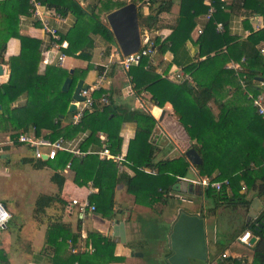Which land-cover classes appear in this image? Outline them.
<instances>
[{
	"label": "trees",
	"instance_id": "16d2710c",
	"mask_svg": "<svg viewBox=\"0 0 264 264\" xmlns=\"http://www.w3.org/2000/svg\"><path fill=\"white\" fill-rule=\"evenodd\" d=\"M39 1L62 16L69 12L75 16V25L61 35L62 41L68 43V48L62 52L67 56L77 57L82 51V55L78 57L83 58L89 57L87 50L93 47V36L99 35L106 42L116 45L103 18L106 19L107 14L128 3L120 0H92L87 8H83L76 0L69 4L66 0ZM138 1L144 0H131L136 4ZM173 5V0H150L149 14L139 12L141 29L151 34L159 32L163 28L160 24L161 15L170 12ZM213 6L216 12L195 41L192 34L197 26L196 18L209 11L204 0H181L179 17L172 33L165 39L155 35L151 41L159 54L171 52L174 56L172 65L181 67L186 74L191 75L192 82L176 84L153 73L152 68L146 70L148 58L128 72L139 93L151 90L155 106L163 108L167 102L172 104L180 125L190 138L191 147L203 159L202 165L197 167L200 175L212 181H227L220 192L205 189L206 198L213 206L206 209V214L202 209V217L214 214L222 205L228 208H249L254 197L264 201V120L253 106V99L249 98V94L256 97L264 89L256 82V78L264 79V55L261 53L264 28L255 31L249 21L255 16L264 20V0H233L230 5L226 0H213ZM31 10L28 0H0L1 57L11 39H18L21 47L19 55L4 62L9 66L10 73L5 83L0 85V123H10L14 128L9 130L13 137L35 127L38 136L43 131H49L50 134L46 137L52 141L62 137L72 138L81 131H90L81 147L83 152L88 151L92 144H99L97 134L103 132L109 136L111 151L115 155L119 154L122 139L118 120H122V116L113 110L111 104L99 106L102 96L107 94L104 89L93 93L95 109L87 112L79 125L70 123L66 127L62 126L64 119L73 116L68 110L73 102L78 79L84 78L93 66L75 71L69 92H63V84L71 77L70 73L58 65H45L43 60L46 57L42 55L41 40L22 34L34 19ZM242 10L245 15L243 24L251 31L245 39L232 35L228 27L232 15ZM218 23H223L224 32L216 30ZM188 41L200 48L195 59L189 57L186 60L182 56L183 52H187ZM46 52L49 49L46 48ZM242 59H245L244 73L237 75L236 71L227 68L228 63H240ZM152 74L156 77L150 82L148 80ZM243 76L246 77L245 88L241 84ZM162 82L170 83L172 88L161 89ZM193 84L194 88H191L190 85ZM22 95L26 96V104L15 107V101ZM210 103L217 106L220 111L218 115L214 114ZM131 115L137 124V134L126 159L131 163L133 176L118 174L114 162L101 160L97 155L78 158L71 153L58 152L55 160L46 162L54 169H65L70 165L74 181L79 185L85 186L92 182L99 193L92 197L91 202L96 205V211L101 212L108 220L113 219L114 190L118 184H124L128 192L136 197L137 203L153 208L158 203L167 204L168 197L165 195H169L179 179L187 178L190 172L191 164L184 155L157 161L158 147L151 142L157 120L140 110ZM143 168L155 170L156 174H148ZM56 177L60 178L59 175H55ZM50 199L41 197L39 205L49 206ZM64 230L60 225L49 229L47 243L55 252L52 264H110L121 261L115 256L116 243L95 233L90 235L96 246L92 254L62 257L59 249L61 243L67 240ZM247 231L258 239L255 245L248 246L255 253L256 263L264 264V212L244 223L232 242L236 243L238 237ZM69 237L76 242L75 235ZM223 255L224 253L215 260L217 264H236L238 261L247 263L245 257ZM3 261V251L0 250V262ZM204 264H209V261Z\"/></svg>",
	"mask_w": 264,
	"mask_h": 264
},
{
	"label": "crops",
	"instance_id": "0c3cea01",
	"mask_svg": "<svg viewBox=\"0 0 264 264\" xmlns=\"http://www.w3.org/2000/svg\"><path fill=\"white\" fill-rule=\"evenodd\" d=\"M45 1L56 2L58 0H45ZM71 1L72 0H66V3L69 4ZM76 1H78L83 8H87L92 0H76ZM120 1L128 2V3L130 2V0H126V1L120 0ZM158 1L162 2L163 0H158ZM173 1H174V5L171 11L168 13H164L160 17V24L163 26V28L155 34H151L145 31L144 33H142L143 37L148 36L152 41L155 35L160 36L162 39H165L172 33V28L177 24V20L179 17L181 0H173ZM232 1L233 0H226L228 5H230ZM143 2L144 1H138L137 3V5L139 6V12L142 11L144 15H148L150 12L149 5L141 6ZM42 5H43L42 11L45 13V16L50 18L51 16H48L50 14H48L47 12L50 9L45 4ZM62 17L64 21L57 25L55 24L54 20L51 19L52 22L51 24L56 25L60 29L61 35L66 34L76 23L75 16L70 12L66 16H62ZM244 19H245V15H243V10L237 11V13H234L232 15V18L228 26L230 33L232 35H238L243 39H245L251 34V31L247 29L246 26L243 24ZM196 21H197V26L192 34L194 41L200 36L198 35V30L201 29L204 31V29L207 26V23L209 22L206 19V15L198 16L196 18ZM249 21L255 31L264 28V20L260 16L251 17ZM103 22L107 23L106 19L103 18ZM37 24H39V22L36 21V18L34 17L33 21L29 24V26H26L24 28L22 34L41 40L43 44L42 55L46 57L43 60L44 64L57 65L56 63L57 53L49 49L50 48L48 44L49 38L46 35L45 31L41 28V25L37 26ZM100 37L101 36L99 35L92 37L94 40V44L92 48L87 50L89 54L88 58L85 57L83 58L82 56L78 57L79 55H82V51H81L77 54V57L67 56L64 61V64L61 67L68 72H70V70H73V72L75 73V71L79 72L82 70H86L89 65L93 66L90 69V71H88V73L84 76V78L78 79V82L80 80H84L86 84L90 85V87L94 88L95 86H98L100 90L104 89L107 93L105 95L109 97V104L112 105L113 110L118 115L122 116V120L120 119L118 120L119 135L120 138L122 139L120 153L126 154L127 157L130 151L131 143L135 139L137 134V124L132 120L131 113L140 110L145 113L151 114L157 120V127L155 129V133L151 137V142H153V144H155L158 147L156 153L157 161L162 159L178 158L184 155V152L191 147V142L184 127L180 125L179 118L175 114L172 104L170 102H167L163 108H159L154 105L152 101V96L151 94H149L148 91H142L141 93H139L138 89L136 88V84H134L131 81L132 78L131 76L128 75L129 71H125L122 68H120V66H118L117 59L121 52L119 51L117 45L108 43L106 45L105 48L106 50L104 53L103 52L98 53L96 51L97 49L96 43L98 40H100ZM20 48H21L20 41L18 39L13 38L8 42L7 49L3 53V57L0 58V61L3 60L2 64L4 69V73L0 75V85L5 83L10 73L9 66L4 62L5 61L7 62L9 58H11L12 56L19 55ZM46 48L49 49L48 53L46 52ZM198 49L199 46H196L194 43L188 41L187 52L182 53L183 58H185L186 60L189 57L191 59H195L200 53V52L197 53ZM262 50H264V44L261 47V53ZM262 55L264 54L262 53ZM153 56H154L153 63L151 67L152 68L151 71L154 70L153 73L164 75L182 69L181 67L172 65L174 56L171 52H167L163 55V54H159L155 50ZM46 59L47 62H45ZM231 64L232 62L228 63L227 68H229L228 66ZM104 66H110L111 71L103 78L101 75L103 74ZM145 69L148 70L147 68ZM123 75H125L126 80L129 82L128 87L125 88L124 91L121 89V86L119 84V82L122 81L123 79ZM256 82L259 83V85L264 88V83H261L259 81V78H256ZM174 83L177 84L178 82H174ZM193 88H194V84H193ZM94 91L95 90H93V92ZM261 94L264 95V90ZM25 104H26V96L22 95L17 99V101H15L14 106L19 107ZM100 105L101 104H99V106ZM209 106L216 113V115L219 114L220 111L214 103H210ZM71 121H72L71 116L64 119L62 126L63 127L68 126L71 123ZM4 124L5 125H3L0 130L5 131L4 126L8 130L14 129L9 122H6ZM31 128L32 127H30L29 130ZM7 134L11 135L10 132L0 131V137ZM48 134H50L49 131H43L41 137H46ZM89 135H90V131H81L72 138H64V146L69 150H75V149L81 150L83 143L85 142V140H87ZM97 138L100 140V143L96 145L92 144L88 148V150H91L92 152H99L100 150H102L103 145L105 143L108 144L110 143L109 136L106 133L103 132L98 133ZM59 152H66L73 154L71 151H59ZM14 153H18V155L20 156L27 155V157L22 156L23 158L21 162L22 164L25 162L24 167L26 165H33L34 163H36V166L33 168L35 174L38 172H42V170L44 171L47 170L48 172L47 175L44 176H46L49 179L48 185H50V187L53 190L50 193L49 192L41 193L37 197L34 207L36 208L38 213H42L44 210L54 207L55 205H61L62 208L64 209V210L62 209V211L60 212L61 215L62 212L65 213L63 219L64 222L63 221L58 222L55 225H51L47 228L46 240H45L46 243L44 245V248L41 250L40 254L34 256L35 258L32 264H52V259L55 255V252L53 247H51L49 243H47V235L51 227L59 226V225L65 228L64 230L66 233L65 238L67 239L65 242L61 243V247L59 249L62 257H69L70 255L84 254V253L92 254L96 249V246L93 245L90 235L95 233L101 238L103 239L105 238V240L109 239L116 243L115 256L119 257L121 261L110 264H146L144 251L147 250L148 252V248H150V245H152L151 244L152 237L158 238L157 246H154V248H157L158 250H161V252H163L164 244H166V246L169 247L168 243L171 234V228L173 223L177 219L176 215L173 216L174 219L172 220V222H170V219H167L166 222L168 224L166 226L167 228L161 229L164 230V233L162 234L160 233L159 235H157L158 234L157 233L156 235H154V228L153 230L148 228V226L145 223L148 222L149 225L151 223L154 224L155 218L153 217V215L162 216L164 214V212L163 213H160L161 211L158 212V209H156L158 205H162V206H166L167 208H170V206H172L173 204H177L179 206H181V204H188L190 205L189 208L192 209V206L194 207L195 204L194 198L198 200L200 198H204L205 199L204 202L200 201L201 202L200 204H204V205L199 206V209L196 211L195 214L189 213L191 215L201 214L202 209L205 210V214H206L207 212L206 209L208 207L213 206V203L207 200L206 198L205 189L202 188L199 184H192L195 186L197 190L195 193L193 194L189 193L187 196H183L184 193L177 192L175 190V186L179 183L178 182L175 186L172 187L171 193L169 195H165L166 198L168 197L167 204L163 205L158 203L153 208L137 203L136 197L128 192L127 187L124 184H118L114 190L115 205L112 209L113 212L112 220H108L103 216L101 212L98 211L94 213L91 212L88 215L82 217L78 213L77 208L71 204V201L74 199L77 200L88 199L91 201L92 197L99 193V189L95 188L92 182L88 183L84 187H80L79 184L75 183L74 181V172L71 171L70 165H68L65 169H54L48 166L46 163L51 160H43V159L37 160L34 156V153L24 145H15L0 149V159H4L6 163H9L11 161L10 157ZM130 164L131 163H128V161L126 163L123 162L121 168L117 167L118 174L126 173L130 176H133L134 171L131 168ZM143 169L152 170L149 168H143ZM28 171L30 172L29 169ZM30 173L33 176H38L33 174L32 172ZM55 175H59L60 178L57 177L55 178ZM203 178L206 177H201L199 171L197 170V167L191 165L189 177H187L186 179L189 181H200ZM198 190L201 191H199L198 193ZM41 197L51 198L50 205L46 207L39 205L40 202L39 199ZM257 198L258 197H254L253 200ZM142 201H144L143 198ZM261 201L264 203L263 200ZM1 202L4 203L8 208L6 204L7 202L6 200ZM251 205L249 208H243L242 206L238 207L239 209L245 210V220L240 230L242 229L244 223L250 221L249 212L251 209ZM223 207L226 206L222 205L217 209V211L214 214L211 215L209 214L206 215V217H203L205 219L209 264H211L215 260H218L223 253L226 254L227 256H232L235 258L245 257L247 264H257L255 261V253L250 247L246 245H240L238 244V242L236 243L234 241L232 242L233 240L232 238H234L235 234L237 233L236 231H235L236 233L233 231H228L225 227L220 228L221 230L219 229V224H217L216 220L220 218L219 210ZM13 208H11V210ZM8 210L10 211L9 208ZM179 211L180 208L177 209V217ZM262 213H260L259 215H261ZM14 219L15 218L12 216L11 221ZM71 235H75L76 242H73L70 239L69 236ZM7 239L8 236L7 238L0 240V250L3 251V256H4V261L3 263L0 262V264H13L14 262L8 250H6V248L4 250V246H6L7 244ZM154 243H156V241H154ZM226 248L227 250L224 251V249ZM133 252L142 253L143 257L132 255ZM170 252L171 250L169 251V254ZM169 254L166 255V258H168ZM75 264L78 263L76 262ZM192 264H194L193 261Z\"/></svg>",
	"mask_w": 264,
	"mask_h": 264
},
{
	"label": "rangeland",
	"instance_id": "374dc122",
	"mask_svg": "<svg viewBox=\"0 0 264 264\" xmlns=\"http://www.w3.org/2000/svg\"><path fill=\"white\" fill-rule=\"evenodd\" d=\"M141 6H143V3ZM141 33H144V30L141 29ZM107 44L108 42L100 37V40L96 43V51L98 53H104ZM155 77L156 75L152 74L148 81L151 82ZM119 84L123 91L128 87L129 82L126 80L125 75H123V79ZM160 88L171 89L172 85L167 82H162ZM149 94H151V90L149 91ZM214 114L216 115L215 112ZM3 125H5L4 122H1L0 129ZM4 130L9 132L5 126ZM0 131L5 132L3 130ZM22 156L27 157V155ZM22 156L18 155V153L12 154L9 163H6L4 159H0V202L4 200L7 201L6 204L10 209L12 216L15 218L8 224L7 229L0 231V240H3L8 236L4 250L5 248L8 250L14 261L13 264H32L34 262V256L40 254L41 250L44 248L47 228L58 222H64L63 219L65 213L62 212V215L60 214L63 209L61 205H55L54 207L44 210L42 213H38L34 207L37 197L41 193H50L53 189L48 185L49 179L44 176L47 175V170H42V172L35 174L33 168L36 166V163L24 167L25 162L23 164L21 162L23 158ZM28 169L30 172L38 176H33ZM79 186L84 187V185ZM187 195L188 194H184L183 196ZM194 199L195 204L194 207L192 206V209L189 208L190 205L188 204H181V206L173 204L170 208L158 205L156 209H158V212L161 211L160 213L164 212V214L162 216L153 215L155 219L154 224L151 223L152 226L151 224L149 225L148 222L145 224L152 230L154 228V235L157 233V235L164 233V230L161 229L167 228V219H170V222H172L174 219L173 216L176 215L177 218V209L180 208V210L195 214L199 209V206L204 205L200 204V201L204 202V198H200L199 200L196 198ZM11 208L13 209L11 210ZM219 212L220 218L216 220L217 224H219V229L225 227L228 231L233 232H238L240 230L245 220V210L239 209L238 207H223ZM157 239V237H152V245L148 248V252L147 250L144 251L146 264H168L166 255L169 254L170 244L168 243L169 247L164 244L163 252H161V250L154 248V246H157ZM154 241H156V243H154ZM193 263L204 264L202 261H193Z\"/></svg>",
	"mask_w": 264,
	"mask_h": 264
},
{
	"label": "built area",
	"instance_id": "2783aa9c",
	"mask_svg": "<svg viewBox=\"0 0 264 264\" xmlns=\"http://www.w3.org/2000/svg\"><path fill=\"white\" fill-rule=\"evenodd\" d=\"M32 6L31 13L36 18V21H38L41 25V28L45 31L46 35L49 38V49L51 51H55L57 53V65L62 66L64 64V61L67 57L62 50L68 48V43L66 41H62L61 39V33L60 29L56 26L57 24L64 21L62 15H60L57 11L54 9L48 10V16H45V13L42 11L43 5L39 0H28ZM131 2V0H130ZM204 3L209 7V11L206 14L207 21H210L213 17L214 13L216 12V8L213 6V0H204ZM150 0H144L143 5H149ZM51 19L54 20L56 25H52ZM216 30L218 32H224V25L223 23H218ZM203 33V30H198V35H201ZM155 49L153 44L151 43V39L148 36H144L142 38V47L141 49L132 55L129 56H123L121 53L119 54V57L117 59L118 66L122 68L125 71H129L132 67L139 66L145 58H148V64L146 68L149 70L152 67L153 63V55H154ZM262 53L264 54V50H262ZM47 62V59L45 60ZM245 59H242L240 63H233L229 65L228 69H232L236 71L237 74L244 73V66ZM111 71L110 66H104L103 67V74L101 75L103 78L109 74ZM165 79L171 81V82H192V77L189 74H186L183 69L176 70L173 73H168L162 75ZM241 84L245 88L246 87V77L243 76L241 79ZM93 90L98 91L100 90L98 86L90 87L87 91H81V95L85 97V101L83 102H77V110L73 113L71 124L73 125H79L83 117L87 112H93L95 109V99L93 98ZM249 98L253 99V106L257 109L258 114L263 118L264 120V95L259 94L256 97H252V95L249 94ZM100 104L107 105L109 104V97L107 95H103L100 101ZM106 141V140H104ZM15 145H24L27 148H29L33 153L37 160H42L43 156H47L48 160H55L57 157V154L59 151H71L76 157L82 158L87 155H97L100 157V159L104 161H112L114 162L118 168H121V165L123 162H127L126 160V154L119 153L114 154L108 143H105L103 145L102 150L99 152H92L91 150H88L86 152L81 151L80 149L75 150H69L64 146V138H59L57 140L52 141L50 138L41 137L36 134L35 127H32L29 131L20 133L16 137H13L11 135H4L0 137V149L15 146ZM144 172L148 174H156L154 170H144ZM183 180H187L186 178H183ZM189 181V180H187ZM191 184H199L204 189H211L215 190L216 192H220L224 184H227V181L223 182H217L212 181L209 178H203L200 181H189ZM74 207L77 208L78 213L84 217L88 215L89 213L96 212V205L91 202L88 199L85 200H72L71 203ZM12 219V215L6 205L2 202H0V231L7 229L8 224L10 223ZM253 238L250 231L245 232L241 236L238 237L237 242L240 245H246L250 246V241ZM223 257H227L226 254L223 255ZM217 261H213L211 264H217ZM236 264H247L243 261H238Z\"/></svg>",
	"mask_w": 264,
	"mask_h": 264
},
{
	"label": "water",
	"instance_id": "95a60500",
	"mask_svg": "<svg viewBox=\"0 0 264 264\" xmlns=\"http://www.w3.org/2000/svg\"><path fill=\"white\" fill-rule=\"evenodd\" d=\"M107 24L114 36L115 43L123 56H129L137 53L142 47V33L139 20V6L135 2H129L125 6L118 8L106 16ZM200 52V48L197 53ZM2 55V52H0ZM1 57V56H0ZM3 60L0 61V75L4 73ZM71 77L67 78L63 84V92H69L74 74L70 70ZM261 83H264L263 78H259ZM193 88V85H190ZM90 85L84 80H80L73 92V102L71 103L68 112L74 113L77 110V102L85 101V97L81 95V91H87ZM1 109V107H0ZM184 156L188 162L194 166H201L203 159L197 150L190 147L184 152ZM43 160H48V157L43 156ZM177 192L184 194H193L197 190L189 181L179 179V183L175 186ZM201 190H198V193ZM264 211V203L260 198L253 200L249 212V220L255 219ZM257 238L253 237L250 245H254ZM171 254L167 258L168 264H192V261H208V248L206 238L205 219L201 214L191 215L180 210L177 219L172 225L171 234L169 237ZM132 255L142 257L140 253H132Z\"/></svg>",
	"mask_w": 264,
	"mask_h": 264
},
{
	"label": "bare ground",
	"instance_id": "6f19581e",
	"mask_svg": "<svg viewBox=\"0 0 264 264\" xmlns=\"http://www.w3.org/2000/svg\"><path fill=\"white\" fill-rule=\"evenodd\" d=\"M246 72V71H245ZM247 73V72H246Z\"/></svg>",
	"mask_w": 264,
	"mask_h": 264
}]
</instances>
